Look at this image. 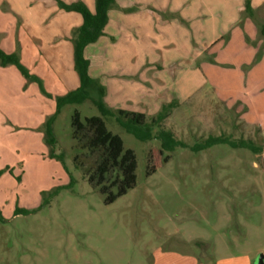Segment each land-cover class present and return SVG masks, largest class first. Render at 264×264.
I'll list each match as a JSON object with an SVG mask.
<instances>
[{
  "label": "rangeland",
  "instance_id": "1",
  "mask_svg": "<svg viewBox=\"0 0 264 264\" xmlns=\"http://www.w3.org/2000/svg\"><path fill=\"white\" fill-rule=\"evenodd\" d=\"M55 2L0 0V49L16 53L24 68L0 63V264L264 257V126L245 112L246 102L211 95L176 106L162 129L187 147L147 175L150 150L162 146L160 129L144 142L91 100L59 107L58 100L80 86L75 29L65 34L78 22L66 16L83 19ZM76 111L82 119L102 117L136 155V186L111 204L75 166ZM51 119L55 144L47 135ZM211 135L244 140L253 149L218 144L193 150Z\"/></svg>",
  "mask_w": 264,
  "mask_h": 264
},
{
  "label": "crops",
  "instance_id": "2",
  "mask_svg": "<svg viewBox=\"0 0 264 264\" xmlns=\"http://www.w3.org/2000/svg\"><path fill=\"white\" fill-rule=\"evenodd\" d=\"M76 1L95 10V0ZM66 18L78 22L66 28L70 36L83 20L73 14ZM263 30L264 0H116L104 35L85 55L112 110L152 117L171 102L180 107L213 95L224 103L246 102L245 112L264 126ZM190 260L255 262L236 254L214 259L194 255Z\"/></svg>",
  "mask_w": 264,
  "mask_h": 264
},
{
  "label": "trees",
  "instance_id": "3",
  "mask_svg": "<svg viewBox=\"0 0 264 264\" xmlns=\"http://www.w3.org/2000/svg\"><path fill=\"white\" fill-rule=\"evenodd\" d=\"M54 1L67 12L79 13L83 19L82 25L75 29L73 35L75 69L79 75L80 86L60 98L58 100L59 107L91 100L103 116H116L122 127L144 142L154 139V131L160 129L156 138L161 141L162 146L150 150L147 166V175L154 174L171 159V154L178 147H187L182 141L176 139L171 131L162 129L164 121L171 115L176 103L171 102L165 105L156 116L152 117L108 108L104 102L106 88L91 76V61L86 57L85 50L104 35L110 10L116 0H95L94 11H91L83 1L72 4L62 0ZM249 4L248 2V8ZM262 34L264 35V30ZM0 63L4 67L15 65L24 72L20 58L16 53L7 54L0 49ZM52 119L47 124V135L49 141L55 144ZM71 126L72 140L80 151L74 158L75 166L84 172L88 182L105 197V203L115 202L136 186V155L131 149L124 147L121 137L107 128L102 117L93 116L82 119L80 113L76 111L73 114ZM218 144H228L233 148L253 149L244 140L237 142L227 137L211 135L202 144L195 146L193 150H205Z\"/></svg>",
  "mask_w": 264,
  "mask_h": 264
},
{
  "label": "water",
  "instance_id": "4",
  "mask_svg": "<svg viewBox=\"0 0 264 264\" xmlns=\"http://www.w3.org/2000/svg\"><path fill=\"white\" fill-rule=\"evenodd\" d=\"M256 264H264V257L263 256H259L257 261H256Z\"/></svg>",
  "mask_w": 264,
  "mask_h": 264
}]
</instances>
